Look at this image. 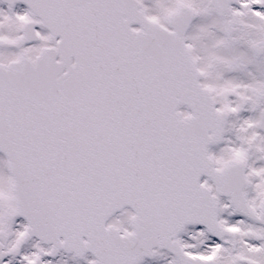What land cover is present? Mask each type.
<instances>
[{
    "label": "snow or ice",
    "instance_id": "1",
    "mask_svg": "<svg viewBox=\"0 0 264 264\" xmlns=\"http://www.w3.org/2000/svg\"><path fill=\"white\" fill-rule=\"evenodd\" d=\"M0 264H264V0H0Z\"/></svg>",
    "mask_w": 264,
    "mask_h": 264
}]
</instances>
